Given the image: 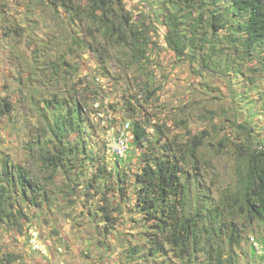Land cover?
I'll return each mask as SVG.
<instances>
[{
  "label": "trees",
  "instance_id": "trees-1",
  "mask_svg": "<svg viewBox=\"0 0 264 264\" xmlns=\"http://www.w3.org/2000/svg\"><path fill=\"white\" fill-rule=\"evenodd\" d=\"M146 1L151 4V13L156 15V21L149 25L135 21L122 0H49V6L65 24L67 21L76 24L84 16L109 39L116 34V43L128 44L140 64L144 59L149 60L151 26L163 32L178 57L193 63L202 51V68L222 71L227 77L233 74L244 82L242 89L230 87L234 105L232 117H226V121L231 123L213 125L215 129L221 128L220 131L226 130L227 125L243 130L230 137L236 161L235 180L227 186L202 184L204 169L198 151L210 132L202 130L184 142L177 136L171 138L166 128L157 126V135L152 139L145 120L135 116L133 98L126 100L132 119L130 148H146L137 155L140 163L137 171L129 176L123 165L130 164L133 158L130 149L123 157L112 155L111 162L100 154L101 149L95 150L94 144L99 147L92 141L96 133L95 110L89 108L88 98L81 101L71 91L62 93L52 89L47 94L45 90L28 86L29 107L41 123L34 127L37 134L29 139L28 152L40 173L24 167L0 149V226L25 231L29 240L28 230L35 220L26 213L24 205L44 208L58 193L82 192L76 188L84 186L85 192L81 194L85 202L90 204L96 198L101 204V212L93 210L92 203L89 210L92 223L98 226L97 243L106 250L110 233L119 230L113 226L114 211L125 212L129 202L135 201L134 210L144 222L146 243L126 246L117 237L116 244L123 247L121 253L127 261L144 259L150 263L153 256L157 264H239L238 248L245 240L249 244L247 232L251 227L259 226L258 239L264 246V109H258L264 105H259L264 100V0ZM117 3L123 10L124 27L115 24L114 19L119 15ZM62 9L68 13L67 21ZM21 28L20 24L9 25L6 33L19 35ZM73 37L67 46L70 52H74L77 44L82 46L79 38ZM53 40L46 44L54 43ZM36 45H28L33 53L37 51ZM90 48L102 60L108 56L106 47L90 45ZM60 61L59 57L53 64ZM63 62L69 65L68 61ZM78 82L85 81L80 78ZM148 91L150 97L155 93L149 88ZM14 110V103L1 97L0 116L13 118ZM219 144L227 146L224 140ZM190 164L196 170L195 188L188 173ZM39 175L44 179L43 184ZM59 178L63 183L57 191L53 184ZM43 241L52 251L48 241L44 238ZM249 248L252 257L259 254L253 244ZM30 249L35 251L31 246ZM22 257L0 249V264H14ZM260 257L264 260L263 254Z\"/></svg>",
  "mask_w": 264,
  "mask_h": 264
},
{
  "label": "rangeland",
  "instance_id": "rangeland-1",
  "mask_svg": "<svg viewBox=\"0 0 264 264\" xmlns=\"http://www.w3.org/2000/svg\"><path fill=\"white\" fill-rule=\"evenodd\" d=\"M122 2L131 11L135 21H144L149 25L156 19V15L151 13V4L146 0ZM49 5V0H0V99L8 98L15 105L13 118L0 116L2 151L9 153L14 161L21 162L24 167L40 173L36 171L34 157L28 152V141L33 138L34 133L37 134L34 127L41 124L29 107L27 93L30 86L46 92L52 89L62 93L71 91L81 101L88 98V106L92 109L94 103L100 101L103 116H93L96 133L92 141L99 146L94 144L95 150L101 149L100 154H104L106 160L111 162L113 154L109 151L107 135L112 126L132 120L130 111L126 109V100L133 98L137 108L135 116L145 120L152 139L157 135V126L166 128L171 138L177 136L184 142L207 129L210 134L198 151L204 169L201 183L207 186L212 183L221 186L233 183L236 161L232 156L234 146L230 137H235L237 131L239 134L243 130L227 125L226 130L220 131V127V130L215 129L213 125L231 123L226 121V117H232L231 107L234 105L230 87L234 85L235 89H242L246 85L244 82L233 74L227 77L222 71L202 68V51L193 63L183 56L178 57L170 48L163 32L156 31L151 26L149 35L152 43L147 53L149 60L144 59L140 64L131 54L128 44L121 46L116 43V34L109 39L102 31L96 30V24H92L84 16H80L76 24L68 23V13L62 9L64 20L67 21L65 24ZM116 7L119 15L114 19L115 24L124 27V22L121 23L123 10L119 3ZM15 24L21 25V34L13 32L7 35V26ZM73 35L79 38L82 46L77 44L74 52H70L67 46L71 43L70 40H74ZM53 37L57 39L53 40ZM51 40L55 42L46 44ZM31 43H37L35 53L28 47ZM90 45L106 47L108 56L102 60ZM59 57L60 63L54 65ZM63 60L68 61L69 65ZM245 70L250 75V71ZM80 78L85 81L83 84L78 82ZM148 88L155 91L151 97ZM263 103V99L259 101V105ZM85 105L88 110L87 104ZM258 109H264V105L258 106ZM109 113H112L111 118ZM220 140H224L227 146H221ZM142 148L146 146L130 148L133 158L130 164L123 165L129 176L139 167L138 156ZM188 173L195 188L197 178L192 164ZM40 177L41 175L38 176L39 179ZM40 181L44 183L42 177ZM62 183L59 178L53 188L58 191ZM83 187L76 188L82 192L74 194L58 193V197L54 196L44 208L32 204L23 207L29 217L35 220L32 226L39 229L45 241H48L52 249L50 255L43 257L32 251L25 231L23 233L19 229H7L5 225L0 226L2 252L22 254L23 257L14 264H157L153 256L149 258L150 263L144 259L127 261L121 253L123 247L116 244L117 237L119 240L122 238L126 246L131 243H146L142 227L144 222L134 210L133 199L125 212L114 211L113 226L119 230L111 232L107 238L108 250L97 243L98 226L92 223L89 207L92 203V209L99 212L101 204L96 198L90 204L85 202L86 198L81 194L85 192ZM25 219L22 218L24 223ZM253 229L255 232H252ZM257 230L258 225L257 228L251 227L247 234L259 237ZM147 247L148 245L145 246ZM238 249L239 264H264L260 255L251 256L247 240Z\"/></svg>",
  "mask_w": 264,
  "mask_h": 264
},
{
  "label": "built area",
  "instance_id": "built-area-1",
  "mask_svg": "<svg viewBox=\"0 0 264 264\" xmlns=\"http://www.w3.org/2000/svg\"><path fill=\"white\" fill-rule=\"evenodd\" d=\"M94 110L93 116H103V105H101L100 101L94 103ZM111 117L112 113H109V118ZM132 139V124L130 120H125L119 126H112L107 135L109 151L118 157L125 156L130 149ZM251 241L257 252L264 254V246L254 236L251 237ZM29 244L35 251L45 256L50 255L48 244L43 241L41 232L36 227L29 229Z\"/></svg>",
  "mask_w": 264,
  "mask_h": 264
},
{
  "label": "clouds",
  "instance_id": "clouds-1",
  "mask_svg": "<svg viewBox=\"0 0 264 264\" xmlns=\"http://www.w3.org/2000/svg\"><path fill=\"white\" fill-rule=\"evenodd\" d=\"M129 120H130V119H129ZM130 121H131V120H130ZM132 134H133V132H132ZM33 227H34V226H33ZM252 236H254L255 239H257V240L260 242V240L258 239V236H255V235H249V244H250V246L253 244L252 241H251V237H252ZM260 243H261V242H260ZM59 249H60V248H59ZM259 254L261 255V253H259ZM259 254H258V255H259ZM263 255H264V254H263Z\"/></svg>",
  "mask_w": 264,
  "mask_h": 264
}]
</instances>
